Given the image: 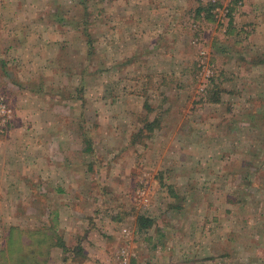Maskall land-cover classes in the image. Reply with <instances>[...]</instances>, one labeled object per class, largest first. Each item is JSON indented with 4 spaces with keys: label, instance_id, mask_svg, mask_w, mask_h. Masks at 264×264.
Masks as SVG:
<instances>
[{
    "label": "rangeland",
    "instance_id": "obj_1",
    "mask_svg": "<svg viewBox=\"0 0 264 264\" xmlns=\"http://www.w3.org/2000/svg\"><path fill=\"white\" fill-rule=\"evenodd\" d=\"M82 1L0 0V26L27 25L30 37L0 47L12 112L0 138L19 123L26 137L54 131L23 123L34 107L36 119H56L67 152H82L80 178L94 180L86 196L105 205L107 230H134L142 264H264V0ZM29 193L4 192L15 200L0 208V264L14 225L45 222ZM140 215L152 225L139 229Z\"/></svg>",
    "mask_w": 264,
    "mask_h": 264
},
{
    "label": "crops",
    "instance_id": "obj_2",
    "mask_svg": "<svg viewBox=\"0 0 264 264\" xmlns=\"http://www.w3.org/2000/svg\"><path fill=\"white\" fill-rule=\"evenodd\" d=\"M4 22L7 23L6 19L1 22L0 30L7 31L9 35L3 34L1 36L3 39H0V47L2 49L15 48L17 50L23 47L24 41L27 42L25 38H30L27 34L25 36L24 31L25 29H29L28 26L26 25L22 31V28L15 25L9 24L6 27V23ZM42 39L43 43L49 42L48 36ZM30 44L35 46L37 41L31 40ZM35 57H40L42 61H46L45 54L43 53H39ZM40 59L39 61H41ZM17 76L23 77L20 73ZM14 89L16 91L19 90L16 94H11L13 96V102L16 96L20 94L21 89L24 88L16 87ZM8 106L10 107V105ZM48 109L50 108L48 107ZM31 111V114L34 115L33 118H30L29 115L23 123H26L28 126L33 124V121L40 122L44 127H53L54 131L49 129L46 134L43 133L41 135L44 136L42 138L30 135L26 137L23 136L24 134L20 135L21 131H26V129H23V124L19 123L14 124L13 127L12 125L10 126L9 139L0 138V208L6 204L8 205L6 200L11 196H3L5 195L4 192L22 190L32 192L33 194L38 191L42 192L41 198L30 193L29 195L26 194L23 196L24 198L28 196L25 198L28 206L32 204L42 206L43 213L46 217H43L45 222L42 224L41 230L51 228L52 225L53 228H57V231H53V233L59 236V242L57 241L53 245L48 240L46 255L44 254L41 260L42 264H119V254L122 250L134 253L135 256L132 258L133 264H142L138 257V251L135 248L134 230H126L124 232H116L111 229L107 230L108 224H105L103 217L101 218V212L99 210V207H105V205H102L103 203L98 199L96 200L86 196L93 189V183L91 181L94 180L92 178L89 183H86L85 181L87 180L80 178L82 172L78 167L82 166V152L78 153L76 146L73 147L69 144L68 153L65 146L67 138L59 134L58 127L60 123L56 119L50 120L47 117H44L43 120L36 119L37 116L34 112H38L39 107H34ZM159 121V118L156 116L148 122H156L158 126ZM53 132H57L56 135H53ZM41 139L50 144L57 145L58 154L53 156V154L49 153L47 151L48 148L44 147V142ZM6 143H18L19 145L14 146V148L12 147L10 151L8 150L9 144L7 146L5 145ZM91 149L93 150L90 145L87 151L92 153L93 151ZM40 150L42 153L39 152ZM70 152L73 155L75 153H77L76 155L80 154V157L78 156L79 163L76 159L72 162L73 164L68 163V161L71 162L72 160ZM245 161L250 162V166L248 167L254 173L260 170L256 162L250 160ZM89 166L91 167V164ZM91 192L95 193V190L93 189ZM8 200H11V204H13L12 201L15 199H11L10 197ZM125 211L119 212L118 215L122 214L124 216L125 213L123 212ZM11 214L13 213L11 212ZM11 220L13 221V218ZM13 227L24 232L31 230L15 225ZM55 240H57V237ZM1 243L0 241V246ZM2 249L3 247L0 248V250ZM205 257V260H210L212 255L209 254ZM195 261L196 258H192L187 263L183 262L181 264H194Z\"/></svg>",
    "mask_w": 264,
    "mask_h": 264
},
{
    "label": "trees",
    "instance_id": "obj_3",
    "mask_svg": "<svg viewBox=\"0 0 264 264\" xmlns=\"http://www.w3.org/2000/svg\"><path fill=\"white\" fill-rule=\"evenodd\" d=\"M85 0L82 1L84 3ZM199 12V9H198ZM219 96H214L209 99L210 102H217ZM157 127L156 122L146 121L144 129L152 132ZM143 129H139L138 133H142ZM250 166V162H246ZM234 201V200H232ZM238 201V198H237ZM151 218L142 215L136 217V224L139 229H146L152 225ZM54 229L41 228L36 230L22 231L12 227L6 237L7 245L5 246L3 264H42L41 260L46 255L47 242L51 241L53 245L59 242L58 235L53 233ZM57 240L54 241V239Z\"/></svg>",
    "mask_w": 264,
    "mask_h": 264
},
{
    "label": "built area",
    "instance_id": "obj_4",
    "mask_svg": "<svg viewBox=\"0 0 264 264\" xmlns=\"http://www.w3.org/2000/svg\"><path fill=\"white\" fill-rule=\"evenodd\" d=\"M11 108L7 105L4 98L0 96V131L2 132L5 128L8 127L11 119ZM134 253L126 252L122 250L119 254L120 263L119 264H133L132 258Z\"/></svg>",
    "mask_w": 264,
    "mask_h": 264
}]
</instances>
